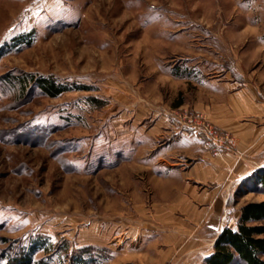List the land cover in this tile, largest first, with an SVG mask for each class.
<instances>
[{
  "label": "rangeland",
  "instance_id": "1",
  "mask_svg": "<svg viewBox=\"0 0 264 264\" xmlns=\"http://www.w3.org/2000/svg\"><path fill=\"white\" fill-rule=\"evenodd\" d=\"M259 36L264 0H0V264L39 235L62 251L47 264H206L173 232L200 222L201 185L162 163L180 126L236 149L194 106L261 62ZM21 73L81 89L21 101L2 79Z\"/></svg>",
  "mask_w": 264,
  "mask_h": 264
},
{
  "label": "crops",
  "instance_id": "2",
  "mask_svg": "<svg viewBox=\"0 0 264 264\" xmlns=\"http://www.w3.org/2000/svg\"><path fill=\"white\" fill-rule=\"evenodd\" d=\"M259 40L261 62L257 60L254 65L238 66L235 69L237 79L227 75V82L201 81L207 95L194 106L195 111L209 115L217 129L235 137L236 149L222 148L220 143L211 142L204 136L200 138L180 126V131L172 129L176 143L167 157L176 161L171 163L165 158L162 163L165 168L179 166L185 184L201 185L200 192L193 188L190 196L187 194L188 199L195 194L205 204L200 222L177 227L173 232L178 245L188 249L187 254H201L205 261L213 253L215 242L225 228L236 227L240 209L248 203L239 207L236 194L245 191L247 179L264 168L263 37L259 36ZM187 160H190L189 164L185 163Z\"/></svg>",
  "mask_w": 264,
  "mask_h": 264
},
{
  "label": "trees",
  "instance_id": "3",
  "mask_svg": "<svg viewBox=\"0 0 264 264\" xmlns=\"http://www.w3.org/2000/svg\"><path fill=\"white\" fill-rule=\"evenodd\" d=\"M25 37L20 35L14 40L22 44ZM2 79L21 101L32 91L42 97L56 99L72 90L81 89L78 86L70 87L53 76H37L32 73L8 74ZM178 102L177 107L183 103ZM247 182H254L257 187L264 190V168L247 179ZM240 214L236 227L225 228L217 238L214 251L207 257L206 264H233L235 261L242 264H264V201L247 203L240 209ZM64 249L68 250L66 246ZM40 251L57 256L62 253L59 247H53L46 237L39 235L27 246H21L16 254L10 253L6 258V264H47L43 259L34 261L35 254ZM71 263L90 264L81 256L73 258Z\"/></svg>",
  "mask_w": 264,
  "mask_h": 264
},
{
  "label": "built area",
  "instance_id": "4",
  "mask_svg": "<svg viewBox=\"0 0 264 264\" xmlns=\"http://www.w3.org/2000/svg\"><path fill=\"white\" fill-rule=\"evenodd\" d=\"M185 122H186V124L188 125V124H190V125H196L195 124V122H193V120L192 119H190V120H185ZM196 126H198V125H196ZM188 127H189V125H188ZM198 130H199V132H197V134L198 135H202V134H205V136L206 135H209V134H207V132H205L206 130H205V128L202 126H199V128H198ZM209 131V130H208ZM210 132H212V131H209V133Z\"/></svg>",
  "mask_w": 264,
  "mask_h": 264
}]
</instances>
